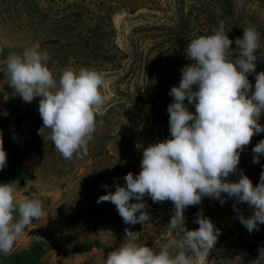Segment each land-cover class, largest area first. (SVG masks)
Here are the masks:
<instances>
[{"label":"rangeland","instance_id":"obj_1","mask_svg":"<svg viewBox=\"0 0 264 264\" xmlns=\"http://www.w3.org/2000/svg\"><path fill=\"white\" fill-rule=\"evenodd\" d=\"M221 20L233 41V58L235 39L243 37L244 27L260 33L256 69L248 75L254 91L256 74L264 71V0H0V137L7 154L0 184L14 182L17 200L38 198L43 206V215L25 228L11 252L0 253V264H104L109 252L127 242L125 229L133 232L135 243L156 251L178 238L168 227L174 215L171 201L154 203L146 195L150 221L130 225L112 202L97 200L115 192L116 184L126 186L129 172L139 174L144 148L170 138L167 108L173 97H158L160 88L144 91L142 76L152 73L156 87L166 79L180 80L176 71L192 63L188 43L214 34ZM181 23L183 30L177 33ZM26 48L48 53L47 66L57 82L65 69L103 74L106 99L96 110V131L82 158L64 159L47 138L48 130L45 136L38 134L41 97L25 102L10 87L7 57ZM104 49H110V57L102 54ZM119 50L136 59L133 74L128 59L113 57ZM135 87L138 92L129 99ZM184 103L195 113L194 105L187 99ZM258 122L264 126V112ZM260 140L264 132L245 146L236 173L227 180L238 182L242 171L254 186L259 184L264 155L254 163L253 148ZM222 195L224 204L203 197L184 211L188 230L198 229L200 207L220 230L214 248L198 264H252L264 249V224L258 222L259 230L250 233L239 215L247 218L254 209Z\"/></svg>","mask_w":264,"mask_h":264},{"label":"clouds","instance_id":"obj_2","mask_svg":"<svg viewBox=\"0 0 264 264\" xmlns=\"http://www.w3.org/2000/svg\"><path fill=\"white\" fill-rule=\"evenodd\" d=\"M260 33L251 26L244 27L243 37L233 41L225 31L224 21L214 34L200 36L187 45V58L192 63L182 69L179 86H173L168 105L170 138L150 144L143 149L141 171L129 172L126 186L116 184L97 203L110 201L125 224L143 225L150 221L144 210V197L154 203L171 201L174 215L169 229L178 238L159 251L134 242L133 232L125 229L127 242L108 253L104 264H198L214 248L220 230L202 214L196 222L198 229L188 230L184 211L201 203L203 197L226 201L222 194L246 202L254 209L249 217L239 215L240 222L251 233L264 224V171L260 182L252 181L241 171L238 182L226 178L237 171L240 153L254 135L264 132L258 122L264 112V71L256 74L254 91L248 79L254 73ZM49 55L36 48H26L22 54L7 57L6 74L9 85L25 102L39 101L43 127L48 130L55 149L64 159L88 153V144L96 131V110L105 102L101 89L102 73L88 68L78 72L62 70L59 81L48 65ZM194 105L189 111L184 101ZM100 123H103L100 121ZM253 162L264 155V140L253 148ZM7 164V154L0 137V170ZM14 182L0 184V253L8 254L22 237L25 228L43 215L38 198L17 200ZM135 199L136 203L130 201ZM235 209V205H234ZM239 212V209H235ZM139 213V215H137ZM175 248V254L170 250ZM252 264H264V249Z\"/></svg>","mask_w":264,"mask_h":264},{"label":"trees","instance_id":"obj_3","mask_svg":"<svg viewBox=\"0 0 264 264\" xmlns=\"http://www.w3.org/2000/svg\"><path fill=\"white\" fill-rule=\"evenodd\" d=\"M183 26H184L183 23H181L179 26H176L177 29H178V32L177 33H180V31L183 30ZM108 50L107 49H104V51L102 50V54L106 55V57H108L110 55V53H111L110 52V49H108ZM87 52L88 53H92V52H94V49L93 48H90V49L88 48V51ZM117 55H119L118 58H117V60H116L117 62H120L121 60H123L125 58L129 60V68H128V71L130 72V69H131L132 70L131 71V74H133V68H134L133 61L135 62L136 59L128 58V56L125 57V54L122 53V52L121 53H118V54H116V52H114L113 57L115 58V57H117ZM138 66H139V63H138ZM179 72H180V74H179ZM176 73L177 74H176L175 77H179L181 79L182 71H176ZM141 79H143V83H142V86L141 87H142V89L144 91H148V90L149 91H153V90L155 91V89H159L160 88V93H158V95H157L158 97H168V96H170L169 93H170L171 88L173 86H179V83H180V80H175L174 78H171L170 80L169 79L168 80L167 79L166 80H163L162 83L160 82L161 84H164L163 86L156 87L158 84L157 83L154 84V82L156 81L155 78H154V75L152 73H149V72L145 73V75H143ZM137 92H138V88L135 87V89H134L133 92L127 94V97L129 99H131L132 97H135L136 96V93ZM197 210L198 211H196V212H198L199 214H202V215L205 214L204 213L205 212V208L200 207Z\"/></svg>","mask_w":264,"mask_h":264}]
</instances>
